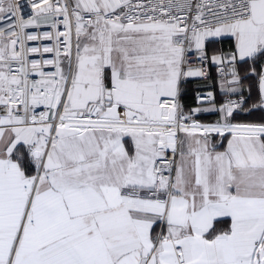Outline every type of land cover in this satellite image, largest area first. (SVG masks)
Wrapping results in <instances>:
<instances>
[{"label": "snow or ice", "instance_id": "1", "mask_svg": "<svg viewBox=\"0 0 264 264\" xmlns=\"http://www.w3.org/2000/svg\"><path fill=\"white\" fill-rule=\"evenodd\" d=\"M0 264H264V0H0Z\"/></svg>", "mask_w": 264, "mask_h": 264}, {"label": "crops", "instance_id": "2", "mask_svg": "<svg viewBox=\"0 0 264 264\" xmlns=\"http://www.w3.org/2000/svg\"><path fill=\"white\" fill-rule=\"evenodd\" d=\"M211 71L213 73V76L216 77V80L215 81L212 80V84H210L212 86L211 90H213L214 92L217 93V100L220 101L221 100V93L219 91V78L215 72L214 67H211ZM190 79L198 80L200 78H190ZM208 89H209V87H208ZM253 95L255 96V90H253ZM197 118L201 119V120H205V121H210V120L214 119V116L211 114H203V115H198ZM241 118L243 119L244 117H241Z\"/></svg>", "mask_w": 264, "mask_h": 264}, {"label": "trees", "instance_id": "3", "mask_svg": "<svg viewBox=\"0 0 264 264\" xmlns=\"http://www.w3.org/2000/svg\"><path fill=\"white\" fill-rule=\"evenodd\" d=\"M189 83H190V87L188 89V95L186 96L185 99L189 103H192V102H194V92L196 90H209L208 87H196V85H198V84L199 85H210V84H212V78L210 77L209 80H207V81H205L203 79H198V80L189 79Z\"/></svg>", "mask_w": 264, "mask_h": 264}, {"label": "built area", "instance_id": "4", "mask_svg": "<svg viewBox=\"0 0 264 264\" xmlns=\"http://www.w3.org/2000/svg\"><path fill=\"white\" fill-rule=\"evenodd\" d=\"M30 30H35V29H30ZM43 30H47V29L46 28H42L41 31H43ZM44 42H47V41L45 40ZM35 43H40V41H36ZM192 55L194 56V53ZM209 67H210V70H211V66H209ZM214 69H215L216 74L218 75L216 68H214ZM197 91L207 92L208 90H196L195 92H197ZM195 92H194V100H195Z\"/></svg>", "mask_w": 264, "mask_h": 264}]
</instances>
